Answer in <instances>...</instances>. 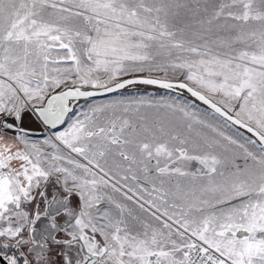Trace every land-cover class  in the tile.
<instances>
[{
	"label": "snow or ice",
	"instance_id": "obj_1",
	"mask_svg": "<svg viewBox=\"0 0 264 264\" xmlns=\"http://www.w3.org/2000/svg\"><path fill=\"white\" fill-rule=\"evenodd\" d=\"M0 264H264V0H0Z\"/></svg>",
	"mask_w": 264,
	"mask_h": 264
},
{
	"label": "rangeland",
	"instance_id": "obj_2",
	"mask_svg": "<svg viewBox=\"0 0 264 264\" xmlns=\"http://www.w3.org/2000/svg\"><path fill=\"white\" fill-rule=\"evenodd\" d=\"M128 92H124L122 91L121 94L118 95H109L106 97H102V98H95V99H90L89 101H84V102H79L75 107H74V111H76L77 113H79L82 110H87V106L89 103H103L109 100H113L117 97L123 98V99H138L140 97H147L150 100L153 101H159L162 97L165 99H170V98H176L178 96V94H174V93H169V92H165V91H159V90H155L152 88H147V87H138L134 90H127ZM145 91H149V92H145ZM180 99H187L189 102H191L193 104V106L198 109L200 111V113L203 114L204 113H209L211 114V111L205 109L204 107L198 105L195 101H193L192 99H190L189 97H186L185 95H182L179 97ZM203 118L208 119L211 123L216 124L222 131H224L227 135H231L234 138L241 140L242 142H244V138H251L249 137V135H247L246 133L240 131L239 129L231 126V127H226L222 121L223 119L219 116H212V115H208V116H203ZM25 126L27 127L28 130L30 131H41L42 134L38 137H33V136H29L30 139L33 140H41L45 137L48 136L49 131L47 129H45L44 127H42L38 122L35 121V119L31 116H28L25 118ZM253 139V138H251ZM252 150L254 151H259L258 148H256L255 146L252 145H248ZM238 163L243 164V160H239Z\"/></svg>",
	"mask_w": 264,
	"mask_h": 264
},
{
	"label": "water",
	"instance_id": "obj_3",
	"mask_svg": "<svg viewBox=\"0 0 264 264\" xmlns=\"http://www.w3.org/2000/svg\"><path fill=\"white\" fill-rule=\"evenodd\" d=\"M138 86H139V87H143V88H144V87H147V88H152V89H155V90H159V91H165V92H167L166 90L158 89V88H155V87H153V86H148V85H135V86H130L129 88L124 89V90H122V91H127V90H129V89H131V88H136V87H138ZM122 91H121V92H122ZM172 93H174V94H178V93H175V92H172ZM112 94H115V93H109V94L99 95V96L93 97V98H91V99L102 98V97H106V96H109V95H112ZM183 95H185L186 97H189L190 99H192L193 101H195L198 105H200V106L204 107L205 109H207V110H209V111L212 112V110H211L210 108H208L207 105H204V104H203L202 102H200V101H196L195 98H192L187 92H184ZM84 101H85V100L81 99V100H79V101H77V102H74V103H73V107H75L79 102H84ZM217 116H218V115H217ZM221 118H222V117H221ZM222 119H223V118H222ZM233 127L239 129L240 131H242V132L246 133L247 135H249V137L255 139V137H252L251 134L248 133L245 129H241V128H239L238 126H233ZM27 130H28V129H27ZM28 134H29V136L38 137V136H40V135L42 134V132H41V131H30V130H28Z\"/></svg>",
	"mask_w": 264,
	"mask_h": 264
},
{
	"label": "crops",
	"instance_id": "obj_4",
	"mask_svg": "<svg viewBox=\"0 0 264 264\" xmlns=\"http://www.w3.org/2000/svg\"><path fill=\"white\" fill-rule=\"evenodd\" d=\"M132 91V90H131ZM124 92H128V91H124ZM145 92H149V91H145ZM122 93V92H121ZM121 93H115V95L121 94ZM114 95V94H113Z\"/></svg>",
	"mask_w": 264,
	"mask_h": 264
},
{
	"label": "trees",
	"instance_id": "obj_5",
	"mask_svg": "<svg viewBox=\"0 0 264 264\" xmlns=\"http://www.w3.org/2000/svg\"><path fill=\"white\" fill-rule=\"evenodd\" d=\"M139 87V86H138ZM138 87H136V88H138ZM136 88H131V89H129V90H134V89H136Z\"/></svg>",
	"mask_w": 264,
	"mask_h": 264
}]
</instances>
